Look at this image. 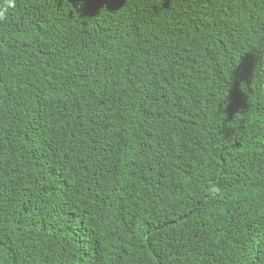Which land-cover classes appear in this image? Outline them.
Masks as SVG:
<instances>
[{
  "label": "trees",
  "instance_id": "16d2710c",
  "mask_svg": "<svg viewBox=\"0 0 264 264\" xmlns=\"http://www.w3.org/2000/svg\"><path fill=\"white\" fill-rule=\"evenodd\" d=\"M14 3L0 264H264V0Z\"/></svg>",
  "mask_w": 264,
  "mask_h": 264
},
{
  "label": "clouds",
  "instance_id": "9594fccd",
  "mask_svg": "<svg viewBox=\"0 0 264 264\" xmlns=\"http://www.w3.org/2000/svg\"><path fill=\"white\" fill-rule=\"evenodd\" d=\"M14 8H15L14 0H12V2H7L6 0V6L3 7L2 10H0V21L6 19V13L8 12L9 9H14Z\"/></svg>",
  "mask_w": 264,
  "mask_h": 264
}]
</instances>
